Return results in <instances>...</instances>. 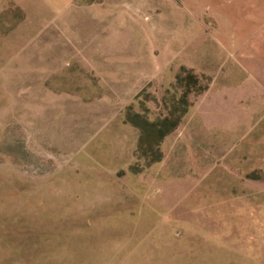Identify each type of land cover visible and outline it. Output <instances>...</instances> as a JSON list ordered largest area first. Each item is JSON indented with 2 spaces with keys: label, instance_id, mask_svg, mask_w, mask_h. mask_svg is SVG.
<instances>
[{
  "label": "rangeland",
  "instance_id": "obj_1",
  "mask_svg": "<svg viewBox=\"0 0 264 264\" xmlns=\"http://www.w3.org/2000/svg\"><path fill=\"white\" fill-rule=\"evenodd\" d=\"M68 1L0 14V254L264 264V79L252 60L214 41L206 16L177 47L189 25L180 10L203 13L205 0L70 3L126 16L121 30L52 16ZM178 117L163 140L147 126Z\"/></svg>",
  "mask_w": 264,
  "mask_h": 264
},
{
  "label": "crops",
  "instance_id": "obj_2",
  "mask_svg": "<svg viewBox=\"0 0 264 264\" xmlns=\"http://www.w3.org/2000/svg\"><path fill=\"white\" fill-rule=\"evenodd\" d=\"M72 1L74 0H69L65 3V5L68 4L67 7L59 10L56 14L51 13L52 16L71 17L76 15V12H79L83 13V16L89 17L88 20H85V23L88 25L94 27L110 25L111 28H113V26H117L119 30H121L123 26L131 24V20L122 14L113 16L112 14L115 13L108 11L105 12L98 10L97 8L84 10L69 8ZM180 1L184 2V0ZM190 1H192L197 8L198 2L202 0ZM33 2L34 0H0V14L3 13L10 6V4H13L21 11H25L26 16L31 17L34 15L32 11L34 6ZM205 2L206 5L203 13H200V11L195 13L193 9L189 8V10L186 6L185 11L180 10V12L184 13L182 16L189 18L186 19L189 25L185 29L181 30L182 33L180 34L179 44H177V47L182 50L184 47L186 48L188 43L191 45L192 40L197 34L199 35L202 30L201 26L192 24L193 18L196 23V20L198 22V18L206 16L216 23V28L212 31V39L225 48L236 49L238 57L250 58L254 66V76L264 79V0H205ZM126 3L127 2L125 1V4ZM235 7H237V9H234ZM146 29H148V27H146ZM177 37L175 38L176 40ZM100 42L107 43L109 41ZM114 42L117 41H110V44ZM141 42L147 43V46L151 48L150 38L141 39ZM106 43L104 45H98L96 43L97 45H93V47L108 48L109 45ZM125 43L127 44L128 42ZM111 47L118 48L117 45H112ZM170 48L171 47L169 46H161V57L160 59L155 60L158 66L171 54V50L168 51ZM15 55H17V53ZM152 55L153 53H151L150 58L153 60L154 58ZM93 63L95 64L99 62L94 60ZM6 249L7 248H5V251ZM5 251L0 254V262L2 264H11L16 260L21 261V264H32L30 259H23L20 256L9 257V254L7 255Z\"/></svg>",
  "mask_w": 264,
  "mask_h": 264
},
{
  "label": "trees",
  "instance_id": "obj_3",
  "mask_svg": "<svg viewBox=\"0 0 264 264\" xmlns=\"http://www.w3.org/2000/svg\"><path fill=\"white\" fill-rule=\"evenodd\" d=\"M186 71V70H184ZM190 73V76L189 78L193 81H196L197 80V77L196 75H194L192 72H189ZM181 80V79H180ZM133 124V122H131ZM180 123V119L179 117L177 118L176 121H173V120H170V119H166L165 121L163 122H159V123H153V124H147V126L151 129H153V132L154 133H157L158 135V139L160 140H163L168 134H170L172 131H174L176 129V127L179 125ZM136 126V125H135ZM137 127V126H136ZM139 128L140 130L142 129L143 131L148 129L147 127L144 128V126H140V127H137ZM149 129V130H150ZM157 130V131H156ZM151 132V131H149ZM148 135V134H147ZM143 143V139H141V144ZM157 153H159L157 156L158 158L154 161V162H159L161 160V153H160V150L157 149Z\"/></svg>",
  "mask_w": 264,
  "mask_h": 264
}]
</instances>
